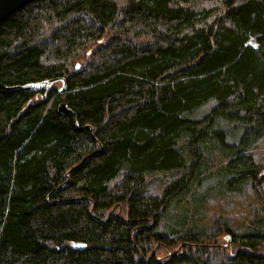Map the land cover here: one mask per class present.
<instances>
[{
	"label": "trees",
	"instance_id": "1",
	"mask_svg": "<svg viewBox=\"0 0 264 264\" xmlns=\"http://www.w3.org/2000/svg\"><path fill=\"white\" fill-rule=\"evenodd\" d=\"M261 145L264 0H34L0 23V264H264Z\"/></svg>",
	"mask_w": 264,
	"mask_h": 264
},
{
	"label": "water",
	"instance_id": "2",
	"mask_svg": "<svg viewBox=\"0 0 264 264\" xmlns=\"http://www.w3.org/2000/svg\"><path fill=\"white\" fill-rule=\"evenodd\" d=\"M34 1V0H0V23L3 19H5L8 15H10L12 12L18 10L19 8L23 7L27 3ZM76 69L79 67V63L76 64ZM61 81L62 86L60 87L59 91L63 92L66 89L65 85V78L64 77H57V78H49L44 79L37 82H29L26 84H23L19 86L20 89L28 92H39V91H45L55 82ZM58 110L60 112H67L70 113L73 118L75 119L74 112L67 107L64 101L60 102L58 105ZM76 122V121H75ZM86 129L91 130L90 125L85 126ZM68 175V174H66ZM85 244H80L79 247H84Z\"/></svg>",
	"mask_w": 264,
	"mask_h": 264
},
{
	"label": "rangeland",
	"instance_id": "3",
	"mask_svg": "<svg viewBox=\"0 0 264 264\" xmlns=\"http://www.w3.org/2000/svg\"><path fill=\"white\" fill-rule=\"evenodd\" d=\"M109 34H110L109 30H106L104 32V35L102 36V40L105 41V40L109 39V37L111 36V34L110 35ZM251 44H253L254 46L256 45L254 42H251ZM94 47H95V44H93L90 49H92ZM56 85L57 86H61L60 82H57ZM259 149H264V145L259 146ZM219 239H220L222 245H224V247H226V248H228V247L232 248L231 238H230V235L228 233H224L222 236H220ZM165 254H166V252H162L161 253V255H165Z\"/></svg>",
	"mask_w": 264,
	"mask_h": 264
},
{
	"label": "bare ground",
	"instance_id": "4",
	"mask_svg": "<svg viewBox=\"0 0 264 264\" xmlns=\"http://www.w3.org/2000/svg\"><path fill=\"white\" fill-rule=\"evenodd\" d=\"M13 13V12H12Z\"/></svg>",
	"mask_w": 264,
	"mask_h": 264
}]
</instances>
